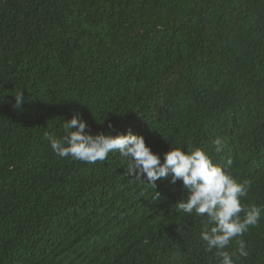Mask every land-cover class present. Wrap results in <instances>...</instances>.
Instances as JSON below:
<instances>
[{"label": "trees", "instance_id": "trees-1", "mask_svg": "<svg viewBox=\"0 0 264 264\" xmlns=\"http://www.w3.org/2000/svg\"><path fill=\"white\" fill-rule=\"evenodd\" d=\"M74 113L161 160L172 147L230 159L251 182L242 204L264 206V0H0V264H217L202 218L174 208L181 181L158 179L152 201L118 153H53L44 134ZM240 238L236 264H264V213Z\"/></svg>", "mask_w": 264, "mask_h": 264}, {"label": "clouds", "instance_id": "clouds-1", "mask_svg": "<svg viewBox=\"0 0 264 264\" xmlns=\"http://www.w3.org/2000/svg\"><path fill=\"white\" fill-rule=\"evenodd\" d=\"M13 97V109L22 110L25 102L22 92ZM87 127L82 116L74 113L71 119L62 121L61 137L45 133L44 138L58 157L73 161L94 164L107 160L109 153H118L125 165L124 175L131 177L129 180L133 183L149 186L152 201L160 199V193L155 191L158 179L170 176L171 184L181 181L186 191L174 208L185 215L202 218L199 238L204 242L205 252H213L217 264H236V260L249 255L247 243L240 237L258 225L264 206L242 204L251 182L233 178L229 172L230 159L221 166L201 148L172 147L161 160L146 146L144 138L131 130L124 134L92 135L85 131ZM108 127L113 125L109 123ZM211 144L216 154L227 148V141L220 136L213 138ZM233 240L236 248L229 251Z\"/></svg>", "mask_w": 264, "mask_h": 264}]
</instances>
